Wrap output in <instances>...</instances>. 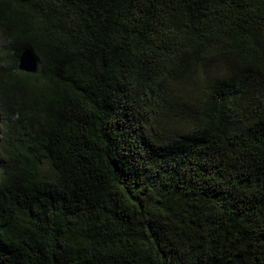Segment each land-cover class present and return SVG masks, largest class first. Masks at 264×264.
I'll use <instances>...</instances> for the list:
<instances>
[{"label": "trees", "instance_id": "obj_1", "mask_svg": "<svg viewBox=\"0 0 264 264\" xmlns=\"http://www.w3.org/2000/svg\"><path fill=\"white\" fill-rule=\"evenodd\" d=\"M0 264H264V0H0Z\"/></svg>", "mask_w": 264, "mask_h": 264}, {"label": "water", "instance_id": "obj_2", "mask_svg": "<svg viewBox=\"0 0 264 264\" xmlns=\"http://www.w3.org/2000/svg\"><path fill=\"white\" fill-rule=\"evenodd\" d=\"M19 68L28 73H36L38 60L30 50H24L19 59Z\"/></svg>", "mask_w": 264, "mask_h": 264}, {"label": "rangeland", "instance_id": "obj_3", "mask_svg": "<svg viewBox=\"0 0 264 264\" xmlns=\"http://www.w3.org/2000/svg\"><path fill=\"white\" fill-rule=\"evenodd\" d=\"M43 171L46 175L50 176L52 174L51 166L48 162L43 165Z\"/></svg>", "mask_w": 264, "mask_h": 264}]
</instances>
